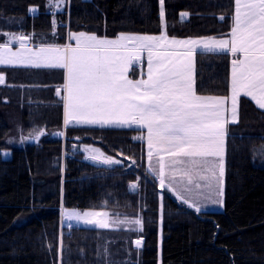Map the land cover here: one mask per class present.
Here are the masks:
<instances>
[{"label": "trees", "instance_id": "16d2710c", "mask_svg": "<svg viewBox=\"0 0 264 264\" xmlns=\"http://www.w3.org/2000/svg\"><path fill=\"white\" fill-rule=\"evenodd\" d=\"M233 4L165 0L167 35H227ZM159 10V0H68L53 17L48 0H0V42L8 40L2 33L32 35L37 43L63 42L69 31L160 34ZM53 18L64 22L55 35ZM230 61V55L198 53L197 91L229 94ZM0 72L8 76L0 84V264H264V110L251 98H241L239 123L229 127L225 208L197 212L148 171L146 144L134 139L141 129L68 126L65 140L53 136L63 129L55 85L61 88L64 73L41 76L47 95L31 100L11 87L16 79L10 67L0 66ZM43 129L48 133L38 142L23 139ZM82 145L97 146L121 163H93ZM6 149L11 154L4 155ZM64 208L105 210L121 219L139 215L143 231L73 223L62 216Z\"/></svg>", "mask_w": 264, "mask_h": 264}, {"label": "snow or ice", "instance_id": "6c2138e0", "mask_svg": "<svg viewBox=\"0 0 264 264\" xmlns=\"http://www.w3.org/2000/svg\"><path fill=\"white\" fill-rule=\"evenodd\" d=\"M53 15L67 7L68 0H48ZM159 19L165 29L159 35L120 33L115 38L84 31L67 34L64 44L27 43L32 35L2 33L0 65L64 70L62 96L64 125L146 130L137 140L147 142L149 161L157 157L158 168L151 167L160 187L175 191L182 203L197 212L200 197L223 206L225 177V137L228 125L239 123V99L251 98L264 110V0H234L230 32L226 37L177 39L166 32L165 0H159ZM38 9L30 7L29 12ZM181 18L189 13L182 12ZM220 20L225 16L221 15ZM58 22L52 20L53 35ZM13 41L19 48L13 50ZM146 53V73L129 78V68L142 65ZM214 53L231 56L230 97L199 95L196 90V55ZM5 77L0 74V84ZM61 95V89H56ZM230 99V109L226 102ZM230 112V116L226 113ZM43 131L23 139H38ZM57 135L63 136L64 132ZM86 159L107 166L120 160L100 149L84 145ZM8 155V153H4ZM135 161L133 160V164ZM166 169H172L168 185ZM179 170L186 183L177 185ZM138 181L129 188L135 190ZM107 206V201L102 207ZM162 213V206H161ZM62 216L93 228L108 229L127 225L129 231L142 232L143 218L121 219L120 213L64 208ZM140 249L143 240L136 239ZM105 255L107 248L105 247Z\"/></svg>", "mask_w": 264, "mask_h": 264}, {"label": "crops", "instance_id": "0c3cea01", "mask_svg": "<svg viewBox=\"0 0 264 264\" xmlns=\"http://www.w3.org/2000/svg\"><path fill=\"white\" fill-rule=\"evenodd\" d=\"M77 32H79V31H77ZM84 32H87V31H84ZM88 33H93V32H88ZM122 33L142 34V35H159V34H144V33H131V32H122ZM117 36L108 37V38H115ZM209 36L218 37V38L219 37H222V36H215V35H207V36H196V37H191V38H200V37H209ZM226 36L227 35H223V37H226ZM169 37H173V36H169ZM175 38H177V39H186V38H180V37H175ZM188 38H190V37H188ZM66 42H69V41H67V37H66V39L63 42H57V43H37L35 41H29L27 43V46L34 48L35 46L41 45V44H61L62 45L64 43H66ZM0 43H2V42H0ZM10 46L12 47L13 50H16V49L19 48V44L16 41H13ZM142 59L144 60V63L142 65H134V66H131L129 68V73H128L129 78H131V79H139V78H142V73H146V70H147L146 69V53L142 54ZM0 66H6V67H10L12 69V72L10 74V77L13 78V79L15 78L16 81L11 82L10 85L13 88L17 87V88H21L22 89V91H19L17 89V95L18 96L20 95V98H24V96H26V98H30L31 100H33V99H35V98H37L38 96H41V95L42 96H46L47 95V92L48 91H45V90H43V88H40L39 87V86H41V84H40V82H41L40 77L41 76L48 77L49 75H47V74H50L51 73L52 76L61 77V74L64 73V70H61V69H47V68H39V69H37V68H32V67L10 66V65H0ZM54 70L55 71L57 70V73H54L53 72ZM195 70H196V57H195ZM61 71H62V73H61ZM47 72H50V73H47ZM0 74H3L4 75V77H5V83H6V80L8 78L7 74L5 72H0ZM195 81H196V78H195ZM63 84L64 83L61 84V88H60L61 89V95H60V98L61 99H62V96L64 95L63 88H62ZM58 87H59V84H58V86L56 84L55 85V88L57 89ZM196 90H197V87H196ZM197 93L199 95H204V96L230 97V92L227 95H221V94H202V93H199L198 91H197ZM242 97L243 96H241L240 99H239V120H240V104H241V98ZM62 102H63V100H62ZM230 105H231V101L229 99L226 102V107H228L230 109ZM226 115H229L230 116V112L226 113ZM230 125L231 124H229L227 126L228 127V134H229V127H230ZM73 126H77V125H73ZM87 127H99V126H87ZM66 128L67 127H65V125H64V107H63V129H66ZM142 131L144 132V135L146 137V130H141L140 132H138L137 136H140ZM144 142L146 144V153H147L148 152V148H147L146 138L144 139ZM227 151H228V135L225 137V156H224L225 161H226V157H227ZM157 159L158 158L154 156L152 158V160L149 161L148 156H146V168L155 177H156V175L153 172H151L149 169H150V165H151V167L158 168ZM89 161H91V160H89ZM166 174H167V177H169L168 179H170L172 177V173L169 172L168 169H166ZM225 174H226V162H225ZM225 180H226V175H225ZM165 188H167V187H165ZM143 243H144V240H143ZM142 247H143V244H142Z\"/></svg>", "mask_w": 264, "mask_h": 264}, {"label": "rangeland", "instance_id": "374dc122", "mask_svg": "<svg viewBox=\"0 0 264 264\" xmlns=\"http://www.w3.org/2000/svg\"><path fill=\"white\" fill-rule=\"evenodd\" d=\"M61 7L64 8L63 5H62ZM183 12H186V11H183ZM186 18H187V17H186ZM63 130H64V132L66 133V129H63ZM65 139H66V138H65ZM65 139H64V140H65ZM82 146H84V145H82ZM89 146H92V147L98 148V149H100V150L103 152V150H102L101 148L97 147V146H94V145H89ZM81 148H83V147H81ZM5 153H8V155H9V154H11V151L6 149V152H5ZM85 153H86V152H85ZM86 155H88V154L86 153ZM113 158H115V157H113ZM115 159H116V158H115ZM225 162H226V161H225ZM168 170H169V172L172 173V170H171V169H168ZM225 175H226V174H225ZM168 178H169V177H167V178H166V181H165L166 185H168L169 180L173 179V177H171L170 179H168ZM174 180H175V182H176L177 185H182V184L186 183L185 178L183 177L182 173H181L179 170L176 171V174H175ZM170 192H171V194H172L173 196H175V198H177V199L181 202V200L178 198V196H177V194H176L175 191H170ZM223 200H224V203H223V206L221 207V206H218V205L212 204L210 200L205 199L204 197H200L199 200H198V205H199V207H200V209H201L200 211H208V210H223V209L225 208V177H224V197H223ZM183 204H184V203H183ZM185 205H187V204H185ZM187 206H188V205H187ZM188 207H189V206H188ZM190 208H193L194 210H196L194 207H190ZM69 209H76V210H79V211H81V212H84V211H90V210H92V211H105V210H99V209H84V210L79 209V208H69ZM110 218H111V214H110ZM72 222H73V223L80 224V225H85V224H83L82 222L78 223V222H76L75 220H72ZM88 226H89V225H88ZM161 240H162V232H161ZM161 252H162V245H161L160 253H161Z\"/></svg>", "mask_w": 264, "mask_h": 264}, {"label": "water", "instance_id": "95a60500", "mask_svg": "<svg viewBox=\"0 0 264 264\" xmlns=\"http://www.w3.org/2000/svg\"><path fill=\"white\" fill-rule=\"evenodd\" d=\"M41 131H43V133H44L43 135H45V134L48 133V131H47L46 129H43V130H41ZM60 132H64V130H63V129H58V130L53 131L52 134H53V136H55V137H59V138H61V139H65V138H66V133L64 132V135H63V136L57 135V134L60 133ZM43 135H40L38 139H32V141H33V142H38V141L40 140V138H41Z\"/></svg>", "mask_w": 264, "mask_h": 264}, {"label": "built area", "instance_id": "2783aa9c", "mask_svg": "<svg viewBox=\"0 0 264 264\" xmlns=\"http://www.w3.org/2000/svg\"><path fill=\"white\" fill-rule=\"evenodd\" d=\"M59 24H64V22L62 20L58 21Z\"/></svg>", "mask_w": 264, "mask_h": 264}]
</instances>
